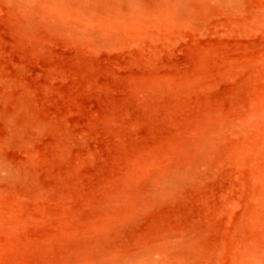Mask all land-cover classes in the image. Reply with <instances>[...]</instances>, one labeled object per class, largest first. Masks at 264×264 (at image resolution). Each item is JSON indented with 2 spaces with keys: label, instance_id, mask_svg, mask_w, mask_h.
Segmentation results:
<instances>
[{
  "label": "rangeland",
  "instance_id": "1",
  "mask_svg": "<svg viewBox=\"0 0 264 264\" xmlns=\"http://www.w3.org/2000/svg\"><path fill=\"white\" fill-rule=\"evenodd\" d=\"M0 264H264V0H0Z\"/></svg>",
  "mask_w": 264,
  "mask_h": 264
}]
</instances>
